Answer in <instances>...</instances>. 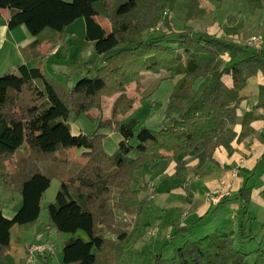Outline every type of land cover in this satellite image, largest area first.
Instances as JSON below:
<instances>
[{"label":"trees","instance_id":"1","mask_svg":"<svg viewBox=\"0 0 264 264\" xmlns=\"http://www.w3.org/2000/svg\"><path fill=\"white\" fill-rule=\"evenodd\" d=\"M176 1L0 0V14L4 8L11 11L9 28L25 25L33 35L47 28L63 32L77 19H85L86 40L101 56L95 74L84 75L73 85H64L48 77L41 67L28 64L0 77V175L7 188L22 194V205L12 218L4 215L0 205V260L11 250L13 229L40 218L43 197L51 185L41 163L61 162L64 157H59V151L83 149L85 157L84 164L61 183L55 200L47 206L51 226L58 234L70 235L63 242V264H122L135 231L130 223L118 219V213L132 215L137 229L151 202L143 195L151 183L139 185L138 172L167 159L176 162V179L187 181L188 155L199 156L200 166L212 161L221 146L231 152L233 141H244L252 133V123L263 118L256 113L264 110V85H260L255 108L244 114L240 133L234 129L236 104L243 99V90L251 78L264 75V49L256 51L189 26L175 31L169 7ZM183 1L190 4L192 18L199 16L198 0ZM246 2L251 14L263 8L262 0ZM97 15L110 21L109 34L94 19ZM160 21L164 31L144 37L145 31L155 29ZM36 47V43L29 47L33 56ZM162 72L165 78L176 80L164 126L159 130L144 127L135 134L137 119L118 120L137 101L128 89L135 84L140 92L147 73ZM106 97H115L110 122L104 121L102 113ZM92 109L101 111L95 129L74 135L70 114ZM106 127H113L123 137L112 154L103 146L101 129ZM134 137L136 145L131 143ZM263 161L264 154L252 174ZM9 163L13 171L7 170ZM252 193L247 179L237 193L242 208L247 209ZM261 195L264 198V190ZM229 200L223 197L221 203ZM251 220L241 222L237 233L217 229L194 240L185 239L172 257L157 254L154 264H264L262 246L256 250L254 262L248 261V252L237 247L238 241L254 238L247 224ZM183 228L187 226L177 231ZM40 258L47 260V256Z\"/></svg>","mask_w":264,"mask_h":264},{"label":"rangeland","instance_id":"2","mask_svg":"<svg viewBox=\"0 0 264 264\" xmlns=\"http://www.w3.org/2000/svg\"><path fill=\"white\" fill-rule=\"evenodd\" d=\"M190 7V4H186L183 0H177L170 5L169 18L175 31H181L189 26L195 31L215 33L241 44H246L253 36L264 37V10L257 9L254 14H251L246 0H224L223 2L217 0H198V8L194 7V5L193 8H197L198 11L196 12L200 13L199 16L193 18L190 15ZM81 22L84 23L83 18H81L80 23ZM80 28L78 32H80ZM164 29L163 22L160 21L155 29L149 28L146 30L144 37L149 35L151 37L159 36ZM224 29H227L228 33L224 34ZM80 50H82L83 53L79 54L78 57H74V52L67 63L55 69L54 72L51 68L48 70L45 68L49 77H55V79L61 81L64 85H73L84 75H94L96 72L95 70L100 66L101 56L95 51L94 45L93 48H90L88 42H85V46L81 47ZM225 59L227 60L228 57L226 56ZM79 65H82L83 68H78ZM68 76L72 78H70V81L68 80ZM226 81H229V77L226 78ZM263 81L264 78L262 74H259L258 78L250 79L249 85L243 92L246 94V103L236 104L237 110L239 109L240 113H244L246 109L252 108L255 98H258L259 87L262 85ZM175 82V78H165V73L162 72L160 74H151V76L145 77L142 85L143 90L140 92L136 90L135 84L130 86V93L137 98L136 104H134L135 106L132 108L133 110L130 111L132 112L131 118L138 120L135 134L144 127L159 130L164 126L166 107L168 99L174 90ZM103 103L105 104V108H107L109 102L103 98L102 105ZM104 112L105 110L102 108L103 116ZM100 113L101 111L98 110L97 117H99ZM123 116L125 117V115H121V117ZM121 117L119 116L118 119ZM242 118L243 117H238V122L234 127L241 123ZM76 119V114L71 113L68 120L73 122ZM104 121L110 122V118L106 119L104 116ZM95 124L93 126L94 129ZM85 125L86 124H84V126ZM106 128L113 129V127ZM131 143L133 145L138 143L136 137L131 139ZM231 152L229 151V153ZM76 153V148L63 149L58 152L59 157L62 159L63 157L69 156L71 163H68V159L67 161L63 159L56 164L48 162L41 163V170L51 178V185L43 197L40 222L49 223L48 204L55 200L61 183L70 175L74 176L84 164L81 158V160L76 161ZM262 163L263 164L257 169V172H255L256 174L250 172L247 177L244 178L245 181L249 179V184L255 185V188H259L261 179H264V161ZM7 170L13 171L10 163L7 166ZM174 171L175 169H172L171 172L173 173ZM143 172L144 170L139 171L137 174L139 185L144 184ZM229 172V177L222 179V183L219 182L215 188L216 191L224 186L226 194L220 195L221 197L218 196L219 199L218 197L214 199L218 206L211 208L212 211L210 210L211 212L204 218H199L194 214L189 217L191 210L186 209L189 205L183 204L184 201L182 202L181 195L184 194L182 192L168 193L166 191V189H168L167 183H160V181H156L155 179L151 184H155L156 186V197L150 202L149 208L141 215L140 225L137 229L135 228L136 230L134 229V217L132 215H127L123 212L118 213V219L130 223L131 230L135 231L133 232L131 246L128 248L122 264H154L157 254H161L165 258L172 257L174 249L180 246L182 244L181 242H183V240L185 241V239L194 240L210 234L217 229L227 231L234 230L237 233L240 223L247 221L250 217H252V220L250 222L248 221L247 224L248 227L253 229L254 238L245 240L243 243L238 241L237 247L248 252V261L254 262L257 258L256 250L261 246L264 248V205L257 202V200H252L247 204V209L242 208L237 197L238 187L240 185L236 182L238 169L236 168V171L231 169ZM171 176H173V174ZM139 185H137V187ZM185 193L189 194L188 191ZM144 194L147 195V192H143V195ZM223 197H228L230 200L221 203ZM201 202L204 204L201 211V213H203L204 210L207 209V206H209V198H207L206 202L204 198H201ZM0 205L6 212L11 208H20L22 205V194L20 191L7 188L3 176L1 175ZM159 212L161 216L158 215ZM185 213H187L186 218L189 217V221L186 222L188 230L185 233H179L176 230L173 234L172 229L168 231V221L171 219V222H181V216ZM182 219L184 220L185 218L182 217ZM157 227L158 231L154 232L153 230L157 229ZM20 229L26 230L32 228L25 229L24 225L16 226L12 231L14 243L17 241ZM59 235L62 237L70 236L69 234H57L53 236L52 243L54 244V255L53 253L51 254L53 255L52 264H63V241ZM32 236L33 235L25 238L22 237L21 242H23V239L25 240L24 242H27ZM168 236H170V238H168ZM172 236L175 237L172 238ZM130 248L131 250H129ZM23 251L24 249H20L17 252H20L21 255ZM7 258L8 256H6V259Z\"/></svg>","mask_w":264,"mask_h":264},{"label":"crops","instance_id":"3","mask_svg":"<svg viewBox=\"0 0 264 264\" xmlns=\"http://www.w3.org/2000/svg\"><path fill=\"white\" fill-rule=\"evenodd\" d=\"M261 10H264V3H263V8ZM10 15H11V11L8 8H4L0 14V77L5 72L17 69V67L21 64H28L31 67L39 66L43 69L45 73H46L45 68L47 70L51 68L52 71L54 72L55 69H58L59 67L63 66V64H66L74 52H75L73 55L74 57H78L79 54L83 53L82 50L80 49L81 47L85 46V42H88V44H90V48H93L94 44L86 40L85 37L86 36L85 19H83L84 23L82 22L80 23L81 18L77 19L75 22L67 26L63 32H57L51 28H47L43 30L40 34L33 35L25 25H21L13 29L9 28L8 22L10 19ZM94 19L103 27V29L107 34L111 32L112 30L111 23L107 18L102 17L101 15H97L94 17ZM78 27L79 28L81 27L80 32H78L79 29ZM223 33L224 34L228 33L227 29L226 30L224 29ZM34 43H36L37 51L33 56V54L29 52V47L32 46ZM35 50H33V52ZM78 68H83V67L82 65H79ZM46 74L48 75V73ZM151 74L154 73H147L146 77L151 76ZM262 76L264 78L263 74ZM258 77L259 74L257 76H254L253 78H258ZM230 80L231 79L229 77V81L227 82L230 83ZM262 85H264V81ZM130 88L131 87H129L128 89V93L131 96H133L130 93ZM246 88L243 90V92L246 90ZM243 92H242L243 99L239 102V104L246 103V94ZM258 98H259V92H258ZM258 98L257 97L255 98L252 108L248 110L246 109L244 113L243 112L240 113V110L238 109L237 110L238 117H243L247 111L253 110L255 108L256 103L258 102ZM104 99L109 102L107 108H105V104L103 103V109L105 110L104 116L106 119L107 118L109 119L111 118V111H112L113 103L115 101V97H110V98L106 97ZM256 113L263 116V118H259L252 123V133L244 141L240 143L236 140L233 141L232 143L233 150L231 153H229V151L226 148L221 146L216 150L212 161L207 160L203 165L200 166H199V156L194 154L188 155L186 157V160L188 162L187 166L189 169V177L187 181H183V180L179 181L176 179L175 161H168L167 159H163V160H158L154 165L144 169L143 172L144 182L153 183L156 179V181H160V183H165V184L167 183L166 185L168 189H166V191L168 193L182 192L184 194L181 195L182 202L184 201L183 204L189 205V207L186 208L191 210L189 217L192 214H194L199 218L206 217V215L212 211L211 208H213L214 206L215 207L218 206V204H216L212 200L213 197H215V188L218 185V183L222 181V179L229 177L230 175L229 171L231 169H233L234 171H236V168L238 169L236 182L240 184L238 187L239 190L246 182L244 178L247 177L248 173L250 172L253 173V169L256 166L258 160L264 154V110H258L256 111ZM131 115L132 112L125 115V117L120 116L121 118L118 120L127 121L129 118H131ZM76 116L77 119L75 121L70 122L68 120V122L71 125V132L74 135H79L81 133H88L89 131H92L94 129L93 126L96 123L95 121L98 116V110L92 109L88 112ZM84 124L86 125L84 126ZM234 129L239 134L242 129L241 123L237 124L234 127ZM101 133L104 134L103 146L105 150L109 154L114 153L118 147L119 142L123 139L122 135L116 132L115 130L109 128L101 129ZM76 150H77L76 158L75 155L74 158L76 159V161L82 159V162H84L85 157L82 155L84 150L83 149H76ZM67 157H64V159H66V161L68 159L69 160L68 163H71L70 157L69 156ZM172 169H175L173 173L171 172ZM172 174L173 176H171ZM259 185H260L259 188H255V185L254 186L252 185L253 186L252 200H257V202L264 205V198L261 195V192L264 190V179H261V183ZM187 191L189 194L185 193ZM201 198H204L205 202L207 198H209V206H207V209H205L203 213H201V211L203 209L202 207L204 206V204L203 202H201ZM18 209L19 208H11L9 209L8 212H6L3 209V213L6 217L12 218ZM158 215L161 216L160 212ZM189 217L185 220H182V216H181V220H182L181 222L180 221L171 222L170 219L168 221L169 224L167 225L168 231L172 229V234H173V232H176L178 228L187 226L186 222L189 221ZM24 228L25 229L32 228V229H26V230L20 229V234L19 236H17L16 243L13 242V235H12V240H11L12 245H11V250L7 255L8 258L7 259L5 258L4 260H0V264H25L27 245L31 242L36 241V235L38 233H43L45 235L44 239H48L50 241H52L54 235L58 234L56 232V229L51 226L50 222L48 224L44 222H40V218L33 224L24 225ZM187 230L188 227L183 228L179 231V233H185ZM30 235L33 236L27 242H24L25 241L24 239L23 242H21L22 237L24 238L30 237ZM59 236L63 242L64 240L70 237V236L62 237L61 235ZM174 237L175 236H172V238ZM20 249H24L21 255L20 252H17ZM129 250H131V248ZM53 255H49V257L47 256V258H45L47 259L46 261H42L43 258H39L38 264H52Z\"/></svg>","mask_w":264,"mask_h":264},{"label":"built area","instance_id":"4","mask_svg":"<svg viewBox=\"0 0 264 264\" xmlns=\"http://www.w3.org/2000/svg\"><path fill=\"white\" fill-rule=\"evenodd\" d=\"M246 44L251 49H254L256 51H261L264 49V37L263 36H259V37L253 36L247 41ZM156 191L157 190H156L155 184H150L148 191H147L149 200L151 201L154 200V198L156 197ZM224 194H226V191H224V186H223L221 187V189L219 188L218 190L215 191V197H213L212 200L214 201L216 197L218 196L221 197L220 195H224ZM182 217L186 219L187 213H185ZM153 231L154 232L158 231V227L157 229ZM36 238H37L36 242L30 243L27 245L25 264H38V260L41 256H48L54 253V244L52 243V241L44 240L42 233L37 235Z\"/></svg>","mask_w":264,"mask_h":264}]
</instances>
